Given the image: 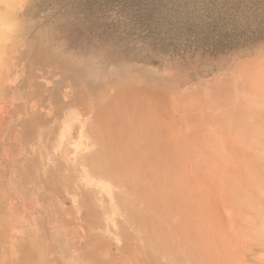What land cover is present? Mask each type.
I'll list each match as a JSON object with an SVG mask.
<instances>
[{
  "label": "rangeland",
  "instance_id": "obj_1",
  "mask_svg": "<svg viewBox=\"0 0 264 264\" xmlns=\"http://www.w3.org/2000/svg\"><path fill=\"white\" fill-rule=\"evenodd\" d=\"M19 262L264 264V0H0Z\"/></svg>",
  "mask_w": 264,
  "mask_h": 264
},
{
  "label": "bare ground",
  "instance_id": "obj_2",
  "mask_svg": "<svg viewBox=\"0 0 264 264\" xmlns=\"http://www.w3.org/2000/svg\"><path fill=\"white\" fill-rule=\"evenodd\" d=\"M7 28V27H6ZM253 128V127H252ZM258 129V128H257ZM252 130H256V128L255 129H252ZM233 156V155H232ZM4 231V230H3ZM20 251V250H19ZM24 260V259H23ZM20 263V262H19ZM23 263V262H22ZM21 264V263H20ZM24 264V263H23Z\"/></svg>",
  "mask_w": 264,
  "mask_h": 264
}]
</instances>
